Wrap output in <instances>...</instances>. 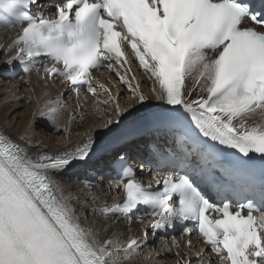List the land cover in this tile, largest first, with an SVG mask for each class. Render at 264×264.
Wrapping results in <instances>:
<instances>
[{"label":"snow or ice","instance_id":"6c2138e0","mask_svg":"<svg viewBox=\"0 0 264 264\" xmlns=\"http://www.w3.org/2000/svg\"><path fill=\"white\" fill-rule=\"evenodd\" d=\"M53 9L47 18L40 0H0V24L24 25L6 63L19 62L25 73L41 65L45 80L70 85L77 95L84 89L110 97L102 103L114 104V114L97 134L53 155L30 151L31 137L13 138L0 127V264H126L149 235L182 222H194L217 258L195 253L199 264H264V215H254L264 209V0H54ZM125 48L152 81L149 94L132 87ZM101 69L128 86L131 106L122 107L105 84L94 85L93 70ZM66 108L57 97L32 115L59 129ZM130 125L196 138L194 152L212 167L189 164L192 153L185 151L182 163L144 184L129 158L116 153L110 165L123 199L96 204L92 196V206L77 215L75 204L88 201L65 195L57 177L90 165L100 142ZM218 146L235 150L226 164ZM152 159L173 163L155 143ZM81 183L89 192L95 187L92 177ZM145 209L151 219H137L147 227L123 244L116 231L101 237L96 221L84 226L90 214L130 224ZM180 247L175 237L163 244L167 253ZM175 255V264H192L188 253Z\"/></svg>","mask_w":264,"mask_h":264},{"label":"bare ground","instance_id":"6f19581e","mask_svg":"<svg viewBox=\"0 0 264 264\" xmlns=\"http://www.w3.org/2000/svg\"><path fill=\"white\" fill-rule=\"evenodd\" d=\"M15 32V29L10 30L0 27L1 75L14 73L16 69H19L16 62L11 65L6 63L16 52L15 48L8 51V46L15 39ZM128 79L131 80L133 88H135L138 83L140 90L146 94H149L153 87L152 81L148 79V75L138 69L135 70V79L132 80L131 77H128ZM14 82V84L12 83L13 87H11V84L10 86L7 82L3 83L0 78V127H3L5 132L13 138L21 135H24L26 138L31 137L33 146L30 151L33 152L39 151L53 155L64 150L72 149L74 146L82 144L87 139L90 132L94 135L97 134L100 131L99 126L103 124L110 115L114 114V104L110 103L111 105H105L100 101L95 103L93 99L86 97L82 99L84 101L83 110H77L80 103L74 100L75 97L69 88H66L58 82L50 83L48 80L42 78L41 74L36 70L18 77ZM190 82V80L186 81V83ZM44 84H50V86L45 90L43 87L45 86ZM113 91L115 95L118 93L117 99L122 107L132 105V91L127 92L124 87L120 85H115ZM57 97H61L65 101L67 108L64 109L60 115V128L57 129L53 127L49 129L47 125L50 123L46 118L39 116L34 117L32 114L39 108H44L47 101H54ZM6 98H9V100L6 101ZM104 100L105 99H102V101ZM152 103L155 104L158 102L153 100ZM64 127H67V131L62 130ZM53 130L55 134H53ZM135 139H138L137 143H134V140L130 142V144L134 143L133 147H139L145 142V139L141 138V136ZM20 143L23 144V142ZM37 143L40 145L39 148L35 147ZM120 145H122V143L119 144V146ZM110 149L107 150L109 156H107L106 153L105 156L102 157L105 162H107L111 156L115 155L114 152L110 153ZM73 169L66 175L57 177V179L64 186L65 195L78 198L81 202L88 201L87 207L84 206L83 203L75 204L77 215H83L92 206V196L96 197V204H103L105 202L111 204L120 197L118 194L119 190L115 188V184H104L101 182V177L99 179H93L95 187L90 192L84 190L83 184L81 183L82 179L78 180L74 176L72 177L73 172H75ZM98 170L101 171L100 168ZM91 173L95 172L91 169ZM75 174L76 173H74V175ZM104 177L106 178L107 175H104ZM98 187L100 188L99 190ZM94 221L97 222L96 227L98 229L102 228V231L99 232L101 237L110 236L112 231H116L120 233L122 244L126 243L128 238L140 234V231L136 229L137 225L128 229V222L118 223L117 221L109 220L105 223L91 214L84 226L93 227ZM163 244L164 241L162 240L150 238L148 244L141 249L140 254L132 257L126 264H162V257L167 259V264H173V259L176 257V250L173 249L172 253H167L163 250ZM194 253H202L206 260H212V257L205 253L204 248H199L195 250ZM192 254L193 253H190V255ZM193 264H199L198 258H194Z\"/></svg>","mask_w":264,"mask_h":264},{"label":"rangeland","instance_id":"374dc122","mask_svg":"<svg viewBox=\"0 0 264 264\" xmlns=\"http://www.w3.org/2000/svg\"><path fill=\"white\" fill-rule=\"evenodd\" d=\"M6 75V74H5ZM5 75H1V73H0V78L2 79V81H3V83L4 82H7L11 87H13V84L15 83L14 81H16V79L18 78H16L15 80H11V79H5L4 78V76ZM14 82V83H13ZM13 83V84H12ZM45 86H43L44 87V89L46 90L47 89V87L48 86H50V84H44ZM46 87V88H45ZM9 100V98H6V101H8ZM110 104V103H109ZM111 105V104H110ZM77 110H78V108H77ZM31 120V119H30ZM53 132V134H55V132H54V130L52 131ZM123 145V144H122ZM121 146V145H120ZM117 149V150H116ZM119 148H117V147H114L113 149L111 148L109 151H110V153H112V152H114V153H123V152H126V151H128V150H125V149H123V150H118ZM109 153V154H110ZM107 156H109L108 155V152H107ZM75 172H73V174H74ZM74 177H76V175H74ZM153 252V251H152ZM154 253V252H153Z\"/></svg>","mask_w":264,"mask_h":264},{"label":"trees","instance_id":"16d2710c","mask_svg":"<svg viewBox=\"0 0 264 264\" xmlns=\"http://www.w3.org/2000/svg\"><path fill=\"white\" fill-rule=\"evenodd\" d=\"M114 147H117L118 148V146H113V147H110V148H114ZM109 148V149H110ZM123 149H125V150H129L130 149V145H129V143H127V144H123V145H121V146H119V149L118 150H123ZM106 150H108V149H106ZM117 150V149H116Z\"/></svg>","mask_w":264,"mask_h":264},{"label":"water","instance_id":"95a60500","mask_svg":"<svg viewBox=\"0 0 264 264\" xmlns=\"http://www.w3.org/2000/svg\"><path fill=\"white\" fill-rule=\"evenodd\" d=\"M121 155H127V154H125V153H120Z\"/></svg>","mask_w":264,"mask_h":264}]
</instances>
